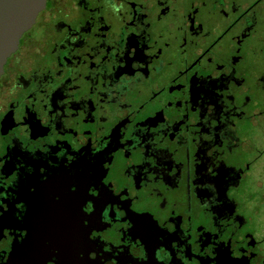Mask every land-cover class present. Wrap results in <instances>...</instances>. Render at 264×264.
Segmentation results:
<instances>
[{
  "label": "flooded vegetation",
  "instance_id": "obj_1",
  "mask_svg": "<svg viewBox=\"0 0 264 264\" xmlns=\"http://www.w3.org/2000/svg\"><path fill=\"white\" fill-rule=\"evenodd\" d=\"M67 173L109 181L91 242ZM0 192V264H264V0H47L0 75Z\"/></svg>",
  "mask_w": 264,
  "mask_h": 264
},
{
  "label": "snow or ice",
  "instance_id": "obj_2",
  "mask_svg": "<svg viewBox=\"0 0 264 264\" xmlns=\"http://www.w3.org/2000/svg\"><path fill=\"white\" fill-rule=\"evenodd\" d=\"M71 159V157L67 158L66 162L71 164ZM56 171V168L50 166V162L47 160L45 161L44 166L38 165L36 168L38 176L35 178L33 183L27 187V192L30 194V196L35 198L39 196L40 193L49 189L57 179ZM97 184H100L101 187H103V185L109 184V181L103 180L102 176L96 177V179L93 180L67 173L63 177L62 185L59 190L50 193L53 203H55L57 206L63 205L67 201L72 202L79 213L81 232L83 238L87 242H91V240L94 239L91 228L88 227L91 217L86 215V213L91 211L89 201L93 197L102 195L101 192L92 191V189L95 188ZM6 199L7 198L4 197L3 193L0 192V216H3L7 211L8 204L6 203ZM20 200L21 202H24V197L20 196ZM13 207L14 209H21V203H16L13 201ZM30 235L31 229H29V231L26 233V236ZM85 252L88 254V250L86 249L85 251H81L79 255L85 256ZM93 259H95V257H93ZM50 260H55V264H60V256L52 255V258L46 260L45 264H48V261Z\"/></svg>",
  "mask_w": 264,
  "mask_h": 264
},
{
  "label": "water",
  "instance_id": "obj_3",
  "mask_svg": "<svg viewBox=\"0 0 264 264\" xmlns=\"http://www.w3.org/2000/svg\"><path fill=\"white\" fill-rule=\"evenodd\" d=\"M47 0H0V75L19 40L35 22Z\"/></svg>",
  "mask_w": 264,
  "mask_h": 264
}]
</instances>
